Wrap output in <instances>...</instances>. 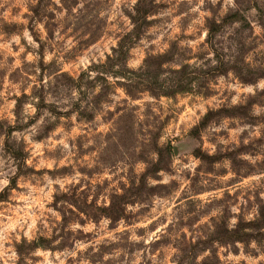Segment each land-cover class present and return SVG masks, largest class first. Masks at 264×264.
I'll return each instance as SVG.
<instances>
[{
  "label": "rangeland",
  "instance_id": "1",
  "mask_svg": "<svg viewBox=\"0 0 264 264\" xmlns=\"http://www.w3.org/2000/svg\"><path fill=\"white\" fill-rule=\"evenodd\" d=\"M151 1L0 0V264H264V0Z\"/></svg>",
  "mask_w": 264,
  "mask_h": 264
},
{
  "label": "trees",
  "instance_id": "2",
  "mask_svg": "<svg viewBox=\"0 0 264 264\" xmlns=\"http://www.w3.org/2000/svg\"><path fill=\"white\" fill-rule=\"evenodd\" d=\"M254 0H249L247 1L248 6L246 7V9H241L242 8V3H236L235 5L237 7L236 10H234L233 12H231V14L226 15L222 20H221V24H217L216 22H209L208 26H209V36L212 38V35H214V32H217V30L215 28L217 27H222L225 24H229V23H236V22H244L246 23L247 26H249L247 24V19L244 16L245 10H249L251 9V3H253ZM256 8L257 7V3H255ZM154 3L151 0H137L136 4L134 5V11L133 14L131 15L130 19H131V23L133 25V31L130 33L125 34L119 41L117 47L113 50V55L112 56H108L107 57V62H120L124 59L125 54L127 53V51L129 50V48L131 47V45L134 43V40L137 39V37L139 36V32L140 30H142L141 28L145 26V24H147V18L148 16L151 14L152 10L154 9ZM258 10V9H257ZM43 11V5L41 3H39L37 5V7H35L32 12L39 15L41 12ZM220 25V26H218ZM223 63V61H221V64ZM145 66L144 68H140L139 71L137 72H133L130 71L128 72L129 76L132 79H127L128 80V84H127V89H126V94L128 97L130 98H134L135 97V93L137 92H151L152 93V89L155 86H161L163 89H174V90H178V91H182L183 89H185V87L183 86H194V84L197 83L199 77L197 73L195 72H189V67L188 66H184L182 67L179 71H174V80H158L157 77L155 76V72H152V67L150 66V64H148L147 61H145ZM58 73V71L56 72ZM62 78L64 77L63 74H58L56 75V78ZM54 79V78H53ZM133 81V84H132ZM67 84H65L66 87L71 88L70 84H73V80L72 79H68V81L66 82ZM43 85V84H42ZM40 91H45V86H41L40 87ZM43 94V93H42ZM1 125V124H0ZM1 130V129H0ZM16 129L12 128V127H6V129H2L0 132H3L2 135L3 137L6 139L5 143H4V147H6L4 149V152L8 155V157H10L13 160H16L20 163V166H22V162L24 159V151L20 146H16L15 148H9V138L11 137L12 133L15 132ZM47 131V129H46ZM159 152L161 150H158ZM162 152L167 153V149H164ZM161 152V153H162ZM3 196L0 195V199H2ZM121 213V210H120ZM114 214H117V211H114L113 214H111V218H115ZM38 245H36L35 243H33V248H37Z\"/></svg>",
  "mask_w": 264,
  "mask_h": 264
}]
</instances>
